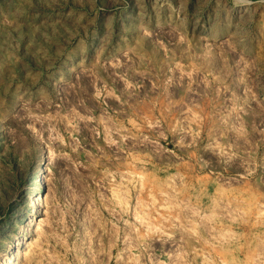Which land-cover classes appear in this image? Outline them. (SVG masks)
Masks as SVG:
<instances>
[{"label":"rangeland","instance_id":"1","mask_svg":"<svg viewBox=\"0 0 264 264\" xmlns=\"http://www.w3.org/2000/svg\"><path fill=\"white\" fill-rule=\"evenodd\" d=\"M0 264H264V0H0Z\"/></svg>","mask_w":264,"mask_h":264},{"label":"bare ground","instance_id":"2","mask_svg":"<svg viewBox=\"0 0 264 264\" xmlns=\"http://www.w3.org/2000/svg\"><path fill=\"white\" fill-rule=\"evenodd\" d=\"M118 193V192H117ZM120 193V192H119ZM192 207V206H191ZM198 209V208H197ZM192 210V209H191ZM193 211V210H192Z\"/></svg>","mask_w":264,"mask_h":264}]
</instances>
